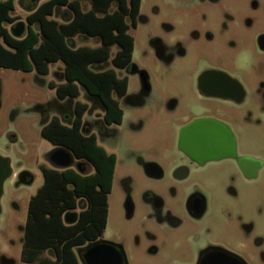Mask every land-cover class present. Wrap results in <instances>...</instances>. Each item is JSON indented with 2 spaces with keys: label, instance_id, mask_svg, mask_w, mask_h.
Wrapping results in <instances>:
<instances>
[{
  "label": "rangeland",
  "instance_id": "obj_1",
  "mask_svg": "<svg viewBox=\"0 0 264 264\" xmlns=\"http://www.w3.org/2000/svg\"><path fill=\"white\" fill-rule=\"evenodd\" d=\"M175 1L144 0L141 5L147 21L131 33V66L136 71L115 70L117 77L128 79L126 98L119 101L121 125H104L100 132L94 115L99 109L82 88L77 98L88 105L83 122L91 125L97 143L116 157L102 237L121 246L128 264H168L169 260L182 259L185 246L179 239L186 228L172 232L164 213L160 215L163 222L156 226L157 217L146 214L143 205L147 194L166 196L171 166L181 160L178 132L207 112L231 129L237 155L256 158L263 167L255 178L246 180L231 160L224 159L207 163L199 176L190 174L189 180H196L207 198L198 234L233 248L249 264H264V57L255 47L256 37L264 33V0H225L223 10L204 8L196 0ZM37 4L15 0L12 15L25 25V16ZM88 8L84 1L82 10ZM64 12L58 7L52 18L65 21ZM203 14L208 24L216 27L210 42L189 37ZM13 26L6 27L10 30ZM154 31L161 33L158 36L164 43H172L169 49L163 47L159 57L148 45ZM95 44L87 37L71 41L72 46ZM177 44L183 47V54L177 53ZM203 62L237 75L248 90L244 106L231 108L199 97L195 78ZM108 66L103 64L97 70ZM61 67L60 62L49 65L44 76L0 68V156L9 160L11 169L0 196V264H26L20 261V227L29 197L43 181L39 166L49 167L45 154L52 149L39 131L51 116L69 115L73 110V99L58 101L47 86L63 80ZM140 73L147 76L145 90L139 82ZM145 165L157 166L162 177L147 175ZM21 173L29 175L27 183L18 181ZM163 202L181 212L177 200Z\"/></svg>",
  "mask_w": 264,
  "mask_h": 264
},
{
  "label": "trees",
  "instance_id": "obj_2",
  "mask_svg": "<svg viewBox=\"0 0 264 264\" xmlns=\"http://www.w3.org/2000/svg\"><path fill=\"white\" fill-rule=\"evenodd\" d=\"M84 1L89 5L86 11L82 10ZM14 2L0 1V68L44 76L49 65L60 62L63 82L47 85L56 98L76 100L82 88L103 105V123L119 125L122 111L118 99L126 93L127 79L117 77L115 70L131 62L133 38L129 28L133 22L129 25L128 20L136 15L138 0H45L25 16V29L18 38L6 27L18 20L12 15ZM58 7L67 13L63 22L52 18ZM76 37L94 39L96 44L72 47ZM106 63L107 68L97 70ZM74 104L73 124H62L52 117L39 134L52 146H61L76 159L89 163L92 171L81 175L72 169L40 168L43 182L28 201V230L21 261H36L50 250L55 258L52 264H75L71 248L100 237L105 228L115 156L97 143L95 135L80 132L87 106L78 101ZM79 200L85 202V208L74 224L64 225L62 215L75 210ZM70 236H75L73 243L67 241Z\"/></svg>",
  "mask_w": 264,
  "mask_h": 264
},
{
  "label": "flooded vegetation",
  "instance_id": "obj_3",
  "mask_svg": "<svg viewBox=\"0 0 264 264\" xmlns=\"http://www.w3.org/2000/svg\"><path fill=\"white\" fill-rule=\"evenodd\" d=\"M31 1H33V4H36V2H38L37 4L38 6L45 0H42V1L41 0H31ZM183 1L189 2L190 0H183ZM196 1L199 3V5L201 6L204 5L203 6L204 8L205 7H219L221 10H223V3L225 0H196ZM143 2L144 0H138L137 2L138 7L136 10V15L131 19L129 18L128 20L129 25H130V22H133V26L130 25V28H129L130 35L138 27L140 23L145 24L147 21L146 15L140 12V8ZM180 2H182V0H176L174 3L178 4ZM208 23L209 22L206 21L205 15L203 14L202 19L200 20L199 24L194 25L195 27H193L191 31L189 32L190 39L193 41H198V40H201L204 42L212 41L214 39V32L216 31V27L212 28ZM154 32L156 34L153 35L148 40V45L150 49L154 52V54H156V56L159 57L163 55V47L165 50L167 48L169 49V47L172 46V43L170 41H167V43H164L163 39L158 36L161 33L158 31H154ZM133 47H134V39H133ZM255 47L259 51L258 54L264 57V33H261L256 37ZM174 48L177 50V53L183 54V51L181 50L183 48L182 46L177 44L174 46ZM121 70L122 71L123 70L136 71L131 66V62L127 65V67ZM138 77H139V82L142 85V88H144L145 90L147 88V84H146L147 76L144 73H140ZM142 77L144 79H142ZM119 78L127 79V77L125 76H122ZM127 84H128V79H127ZM195 88H196V91L199 97L203 99L204 101L216 102L226 107H231V108L236 107V106L240 107V106H244L245 103L247 102L248 90H247L246 85L242 83L241 81H239L236 74L229 72L228 70H226L223 67H220L219 65H208L206 62H203V64L200 66V69L198 70L196 74ZM126 95H127V90H126V93L121 98L118 99V105L121 99L126 98ZM263 96H264V93H263ZM66 99H70V98H66ZM64 100H58V101L62 102ZM76 101L78 100L77 99L74 100V103ZM90 101L95 107L99 109V111L96 112L94 115H95V118L97 119L96 121L98 124L97 126H99L100 132H102L104 129V125H105L103 123V113H104L103 105H101V103L97 99L92 98V97H90ZM74 103H73L72 114L71 112L69 115L60 114L61 115L60 117L53 115L42 126L47 124V122L52 117H57L62 124H65V125L73 124L74 118L76 116V113H75L76 110H75ZM86 106L88 110V105L86 104ZM87 110L83 113L82 118H81L82 123L80 127V132L83 135H90V134L94 135V133L91 130V125H89L90 127H88L86 125L87 123L83 122V117L85 113L87 112ZM122 118H123V112H122ZM197 120L215 121V122L225 125L229 129L233 137L234 148L232 149V152H231L232 156H228V157L217 159V160H207L202 163H198L194 161L193 159H191L184 152H182L177 146L178 150L181 153V160L180 162H177L171 166L172 167L170 170L171 172L168 177L169 179L167 180L169 185L167 186V189H166V196L162 194H147L145 197V203L143 205L144 209L146 211V214L150 215V213H152L154 217H157L156 218L157 221L156 222L154 221L156 226L160 225L163 222L160 215L164 213V217H168L169 219L167 220V223L169 224L167 225V227L170 226L169 228L172 229L171 230L172 232L180 228H186L187 230L185 234L183 235V237L179 239V241L182 240L181 243H183L185 246V253L182 256V259L175 258V259L169 260L168 264H249L248 260H246L245 257H242L240 254L236 253V251H234L233 248L228 247L221 242L205 240L199 236L198 228L200 224V219L204 215L206 208H207V201H206L207 198H206V195L202 192L201 188H199V184L196 182V180H189V176L190 174H191V177L193 175L199 176L200 173L202 174V172L205 170L206 164L209 162H216V161L228 159L232 161L235 168L239 171L241 177L248 180V179L255 178L259 174L261 168L263 167V163L256 158H252L246 155H237L235 138H234V135L231 129L225 123H223L220 119L212 115V113L205 112L203 114H200L199 116L195 117V119L191 120L188 124H190L191 122L197 121ZM121 123H122V120L119 125H121ZM178 136H179V132H178ZM177 143H178V139H177ZM56 148H62V147L58 145L52 146L51 150L56 149ZM49 152L45 154V161L49 163L48 165L49 167L41 165L39 166V170L42 167L43 168H56L58 171L72 169L79 173L78 171L79 164L81 162L87 163L84 160L76 159L74 155L68 151L72 156L71 164L65 168L55 167L48 160ZM115 161H116V157H115ZM87 164L90 167L88 171V173H90L92 171V167L89 163ZM144 171L147 175H149L150 177L154 179H160L163 175L162 171L155 165H145ZM81 175H85V174H81ZM112 182H113V176H112ZM111 186H112V183H111ZM163 199L177 200L176 206L179 208V212L180 211L181 212L176 213L175 209L168 207V205H165V203L163 202ZM85 206L86 204L82 200L77 201L75 210L67 211L62 215V218H61L62 223L66 226H70L74 224L77 220L78 213L82 211L85 208ZM26 222H27V219L25 217L23 225L20 227V232L22 236L21 248L25 240L26 232L28 230ZM246 231H250V229ZM67 234L69 233L66 232L65 235ZM247 235L248 234L246 233V236ZM74 237L75 236H70L67 241H70L73 243ZM150 239L153 241L155 240V237L150 236ZM257 240L258 238L256 239V242H258ZM94 245H102V246H106L108 248L114 249L120 254L119 258H120L121 264H128L121 246L104 240L102 235L95 239H90L86 241L81 246H75L71 248L72 253L76 256L75 264H83L80 260V257L83 255L84 250L87 247H92ZM43 253L48 254L50 256L49 257L40 256L38 260L33 261V262H31L30 259H27L25 261H21L20 259V261L26 264H33V263L52 264L55 258L53 254L50 252V250H45Z\"/></svg>",
  "mask_w": 264,
  "mask_h": 264
},
{
  "label": "water",
  "instance_id": "obj_4",
  "mask_svg": "<svg viewBox=\"0 0 264 264\" xmlns=\"http://www.w3.org/2000/svg\"><path fill=\"white\" fill-rule=\"evenodd\" d=\"M25 29L23 22H17L10 29L13 37H20ZM142 79H144L142 77ZM178 148L198 163L207 160H217L232 156L234 148L233 137L229 129L218 122L211 120H197L181 128L178 136ZM49 162L60 168L68 167L72 162L71 154L63 148H56L48 154ZM90 167L81 162L78 167L80 174L88 173ZM11 174L9 160L0 156V196L2 184ZM20 183H27L29 175L21 173L18 177ZM120 254L112 248L102 245L87 247L80 260L83 264H121Z\"/></svg>",
  "mask_w": 264,
  "mask_h": 264
},
{
  "label": "crops",
  "instance_id": "obj_5",
  "mask_svg": "<svg viewBox=\"0 0 264 264\" xmlns=\"http://www.w3.org/2000/svg\"><path fill=\"white\" fill-rule=\"evenodd\" d=\"M32 10H33V9H32ZM32 10H31V11H32ZM29 12H30V11H29ZM29 12H28V13H29ZM64 15H67V13L64 12ZM71 46H72V45H71ZM77 46H79V45H77ZM72 47H76V46H72ZM61 69H62V68H61ZM48 72H49V71H48ZM61 72H62V71H61ZM61 82H63V80H62ZM61 82H59V83H61Z\"/></svg>",
  "mask_w": 264,
  "mask_h": 264
}]
</instances>
